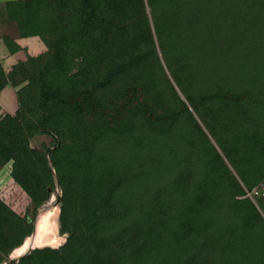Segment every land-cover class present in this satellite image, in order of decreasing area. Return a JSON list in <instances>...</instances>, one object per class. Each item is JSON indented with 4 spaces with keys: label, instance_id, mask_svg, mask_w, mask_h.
<instances>
[{
    "label": "rangeland",
    "instance_id": "1",
    "mask_svg": "<svg viewBox=\"0 0 264 264\" xmlns=\"http://www.w3.org/2000/svg\"><path fill=\"white\" fill-rule=\"evenodd\" d=\"M174 6L8 2L0 264L58 195L64 244L17 264H264V0Z\"/></svg>",
    "mask_w": 264,
    "mask_h": 264
},
{
    "label": "crops",
    "instance_id": "2",
    "mask_svg": "<svg viewBox=\"0 0 264 264\" xmlns=\"http://www.w3.org/2000/svg\"><path fill=\"white\" fill-rule=\"evenodd\" d=\"M10 1L14 0H0V65L6 71L20 65L30 55V49L26 44L28 41L22 40L20 35H14L11 32L12 27L16 31V24L10 22V16L6 10V6ZM15 43L16 48H12ZM16 110V91L11 86H6L0 92V114L12 115Z\"/></svg>",
    "mask_w": 264,
    "mask_h": 264
},
{
    "label": "water",
    "instance_id": "3",
    "mask_svg": "<svg viewBox=\"0 0 264 264\" xmlns=\"http://www.w3.org/2000/svg\"><path fill=\"white\" fill-rule=\"evenodd\" d=\"M49 167L51 169L52 174L55 177L56 183H57V188H59L58 186V180L55 174V171L52 169L51 164L49 163ZM61 201V196L58 195V198L56 200V202H54L53 199H51L47 204H44L41 206V208L38 210L37 216L35 218L34 224H33V232L31 234V236L27 237V238H31L32 239V243L27 246L23 251H21L20 253H17L16 251L19 249V247L14 248L11 253L9 254L7 260H5L4 262H2L1 264H17L19 263L21 260H23L24 258L28 257L32 252L36 251V250H44V249H54V248H58L59 246H61L62 244H64V238L59 235L63 240H61L60 243L58 244H50V243H44L41 245L36 244V240L35 238H37L38 232H39V228H38V224L40 222V215L43 211H47L50 210L52 208H57L56 205L58 203H60ZM60 213V211H59ZM60 230V223H59V227H58V231ZM26 238V239H27ZM21 244L20 247L25 245V241Z\"/></svg>",
    "mask_w": 264,
    "mask_h": 264
},
{
    "label": "bare ground",
    "instance_id": "4",
    "mask_svg": "<svg viewBox=\"0 0 264 264\" xmlns=\"http://www.w3.org/2000/svg\"><path fill=\"white\" fill-rule=\"evenodd\" d=\"M58 209H55L52 213L50 212H42L40 215V222L38 224L39 232L37 235L36 244L41 245L44 243H50V244H58L61 242L62 238L59 236V220H58ZM32 243L31 238H27L25 241V245L19 247V249L16 251L17 253H20L23 251L27 246H29Z\"/></svg>",
    "mask_w": 264,
    "mask_h": 264
},
{
    "label": "trees",
    "instance_id": "5",
    "mask_svg": "<svg viewBox=\"0 0 264 264\" xmlns=\"http://www.w3.org/2000/svg\"><path fill=\"white\" fill-rule=\"evenodd\" d=\"M164 1V3L166 4V6H167V8H168V10L172 13V11L174 10V5H175V3L177 2V1H179V0H163ZM175 13V12H174ZM173 14V13H172ZM174 15V14H173ZM3 89V87L2 88H0V92H1V90ZM63 224H64V227L66 226V224H65V221H63ZM160 228L161 229H163V227L160 225ZM161 234V232H159V234H158V237H159V235ZM171 237H173L174 238V236H172V233H171ZM73 238H74V235H73V232L71 233V238L70 239H72L73 240ZM156 240V239H155ZM150 241V240H149ZM69 243H71V240H70V242H68V244ZM183 242H175V244L179 247V245H181ZM154 244V240H152L150 243H149V245H151V247H152V245ZM150 247V248H151ZM182 264H186V261H183V263Z\"/></svg>",
    "mask_w": 264,
    "mask_h": 264
},
{
    "label": "built area",
    "instance_id": "6",
    "mask_svg": "<svg viewBox=\"0 0 264 264\" xmlns=\"http://www.w3.org/2000/svg\"><path fill=\"white\" fill-rule=\"evenodd\" d=\"M249 195H251L253 197H261L264 199V183L261 186L250 191Z\"/></svg>",
    "mask_w": 264,
    "mask_h": 264
}]
</instances>
